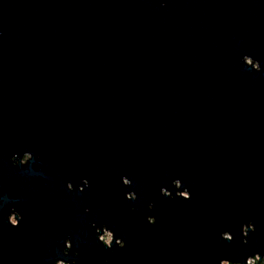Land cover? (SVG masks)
<instances>
[{
    "label": "water",
    "instance_id": "95a60500",
    "mask_svg": "<svg viewBox=\"0 0 264 264\" xmlns=\"http://www.w3.org/2000/svg\"><path fill=\"white\" fill-rule=\"evenodd\" d=\"M256 252L264 0H0V264Z\"/></svg>",
    "mask_w": 264,
    "mask_h": 264
},
{
    "label": "clouds",
    "instance_id": "9594fccd",
    "mask_svg": "<svg viewBox=\"0 0 264 264\" xmlns=\"http://www.w3.org/2000/svg\"><path fill=\"white\" fill-rule=\"evenodd\" d=\"M243 235L245 237H247L248 235V228L247 226L243 225ZM255 230V227H253V231ZM229 239L231 240L232 237H229ZM245 242H247L245 240ZM259 261V264H264V259L261 258V254L259 252H256L255 254L249 255L246 258V262H244V264H256V262ZM224 264H227V262H224ZM235 264H242V262L240 260H236Z\"/></svg>",
    "mask_w": 264,
    "mask_h": 264
},
{
    "label": "rangeland",
    "instance_id": "374dc122",
    "mask_svg": "<svg viewBox=\"0 0 264 264\" xmlns=\"http://www.w3.org/2000/svg\"><path fill=\"white\" fill-rule=\"evenodd\" d=\"M13 220H15V219L13 218ZM104 233H106L104 240L107 242H110L112 239V233L110 231H105ZM102 238H103V235H102ZM60 264H62V263H60Z\"/></svg>",
    "mask_w": 264,
    "mask_h": 264
},
{
    "label": "flooded vegetation",
    "instance_id": "af4514ba",
    "mask_svg": "<svg viewBox=\"0 0 264 264\" xmlns=\"http://www.w3.org/2000/svg\"><path fill=\"white\" fill-rule=\"evenodd\" d=\"M13 218H14V216L12 217V219H13ZM14 219H15V218H14ZM14 221L16 222V220H14ZM223 264H224V262H223ZM256 264H259V261H257Z\"/></svg>",
    "mask_w": 264,
    "mask_h": 264
}]
</instances>
